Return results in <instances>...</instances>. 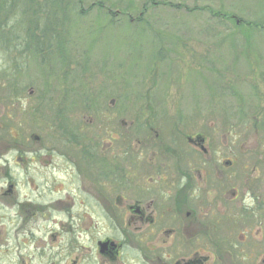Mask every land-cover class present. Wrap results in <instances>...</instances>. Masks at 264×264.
Masks as SVG:
<instances>
[{"label":"rangeland","instance_id":"374dc122","mask_svg":"<svg viewBox=\"0 0 264 264\" xmlns=\"http://www.w3.org/2000/svg\"><path fill=\"white\" fill-rule=\"evenodd\" d=\"M111 100L126 120L135 112L122 110L147 103L167 115L196 110L188 115H195L198 126L212 120L219 135L226 130L231 151L246 163L245 173L255 175L258 151L264 162V0H0L1 168L4 158L10 169L33 167L30 160L12 161V142H21L25 151L31 134L46 143L56 135L47 104ZM163 114L156 111L155 120H164ZM46 167L52 172L68 166L53 154ZM34 194L21 186L16 200ZM7 200L1 198V205ZM53 217L52 226L58 227ZM30 225L1 218V243L5 233L15 232L22 242L26 232H35ZM45 225L49 229L50 223ZM258 226L264 234V223ZM79 228L71 221L69 232L68 226L61 231L70 248ZM243 239L229 244L237 255L230 250L223 264H262V255L255 261L250 255L264 242L248 239L247 246ZM10 243L6 252L1 246L0 264H98L96 255L84 250L57 255L60 240L47 256ZM242 245L247 247L240 253ZM205 246L198 240V247Z\"/></svg>","mask_w":264,"mask_h":264},{"label":"flooded vegetation","instance_id":"af4514ba","mask_svg":"<svg viewBox=\"0 0 264 264\" xmlns=\"http://www.w3.org/2000/svg\"><path fill=\"white\" fill-rule=\"evenodd\" d=\"M46 107L56 135L46 137V143L31 134L25 151L21 142H12V161L30 160L33 167L10 169L4 158L1 168L0 154V221L30 223L35 230L26 232L22 242L16 232L14 237L5 233L1 243L0 227V249L6 252L11 239L15 247L31 246L47 256L60 240L57 255L84 250L96 255L98 264H204L211 258L212 264H223L230 250L237 255L229 245L234 238L245 237L247 246L248 239L264 242L258 226L264 223L263 152L254 156L256 174L247 175L241 154L231 151L227 131L219 135L212 120L198 126L195 115H188L196 110L167 115L147 103L122 110L135 112L126 120L114 103ZM55 111L63 113L61 118ZM156 111L165 119L155 120ZM53 154L68 167L47 172ZM21 186L37 194L16 200ZM4 197L10 200L1 205ZM53 216L58 227L52 226ZM71 221L80 223V236L73 233L70 248V238L61 231L68 226L69 232ZM255 248L251 258L262 255L264 264V244Z\"/></svg>","mask_w":264,"mask_h":264},{"label":"water","instance_id":"95a60500","mask_svg":"<svg viewBox=\"0 0 264 264\" xmlns=\"http://www.w3.org/2000/svg\"><path fill=\"white\" fill-rule=\"evenodd\" d=\"M32 91H30V93H31ZM111 102H113V101H111ZM108 244H107V242H104L103 244H102V247H106Z\"/></svg>","mask_w":264,"mask_h":264}]
</instances>
